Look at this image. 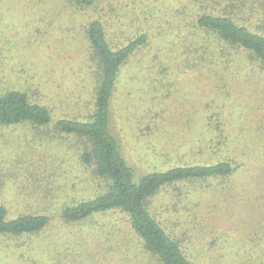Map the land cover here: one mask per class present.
Instances as JSON below:
<instances>
[{
    "label": "trees",
    "instance_id": "1",
    "mask_svg": "<svg viewBox=\"0 0 264 264\" xmlns=\"http://www.w3.org/2000/svg\"><path fill=\"white\" fill-rule=\"evenodd\" d=\"M38 2L55 6L57 59L45 55L42 65L16 67L25 85L0 93V127L27 125L74 139L81 167L88 166L92 177L75 181L73 188L79 193V184L90 183L93 191L60 196L47 186L40 192L22 187L16 208L0 198V239L38 235L58 210L57 217L70 229L87 228L67 236L81 258L71 264H264L262 225L259 251L250 257L238 252L205 256L194 246L203 233L193 209L199 202L192 193L196 184L245 176L249 183L236 182L234 194L243 204L264 184L262 170L254 166H263V148L240 142L247 138L243 112L240 128L225 130L223 102L212 97L201 106L202 128L187 126L191 108L171 117L166 110L174 96L170 87L185 72L213 86L211 94L233 97L245 109H251L247 101L254 92L264 98V0H187L164 33L159 28L149 33L145 23L135 24L137 18L123 23L131 29L124 32L119 16L106 21L104 0ZM174 115L178 123H170ZM120 120L129 124L121 127ZM121 130L131 133L137 150L155 163L142 171L131 165ZM33 175L30 171L27 177ZM164 190L173 207L192 197L189 220L166 226L155 216L151 205ZM192 230L197 231L193 245Z\"/></svg>",
    "mask_w": 264,
    "mask_h": 264
},
{
    "label": "rangeland",
    "instance_id": "2",
    "mask_svg": "<svg viewBox=\"0 0 264 264\" xmlns=\"http://www.w3.org/2000/svg\"><path fill=\"white\" fill-rule=\"evenodd\" d=\"M186 2L187 0H104L101 2V12L105 14L108 22H111L110 17L119 16L121 29L126 33L131 29L124 27L123 23L129 25L130 21L136 18L137 22L133 20L135 24L145 23L143 26L149 33L155 32L158 28L164 33L169 22L174 24L177 21V14L180 15V8H183ZM52 5L46 2L44 6L40 5L38 0H0V93L7 87L20 88L25 85V76L16 73L18 72L16 67H20L23 62L30 67L37 63L42 65L45 55L57 59L56 49L59 44L54 41V36L58 34L55 32L58 25L53 16L55 6ZM69 52L67 50V53ZM126 72L125 70L122 73V80L125 79ZM191 74L185 72L174 79V85L170 87L174 99L172 97L166 102L167 116L171 117L175 111L180 113L181 109L187 111L191 108L192 113L189 114H192V117H188L187 126L192 129L202 128L204 120L201 106L204 100L212 97L215 103L223 102L225 130L240 128L239 113L242 111L246 121L243 120L241 125L246 130L247 138L240 142L246 144L249 142V147H262L264 151V98L261 96L263 94L259 91L254 92L247 101L250 103L249 106L252 105L251 109H245V105L239 104L233 97L221 98L211 94L213 86L205 81L206 84L203 83L196 74ZM258 87L263 86L259 84ZM181 101L184 103L182 106ZM118 105L119 99L116 107ZM176 115L174 120H169L170 123H178ZM121 121L123 120H120L121 127L129 124V121L125 122L126 124H122ZM259 124L262 125L261 131ZM122 130L124 150L130 164L138 171H142L155 163L154 158L147 156L148 153L142 154L137 150L138 140H131L129 138L131 133ZM59 137L47 129L34 130L27 125L0 127V198L6 206L16 208L21 205L15 201L20 200L24 194L22 187L25 191L40 192L47 186L51 192L61 194L60 196L64 193L74 196L86 195L93 191V188L90 189V183H84L77 184L80 192H75L72 183L77 180L83 182L85 178L90 179L91 171L88 166L81 167L78 143L68 136ZM156 141L160 143L159 138ZM250 161L253 165L252 157ZM254 166L259 167L264 175V163L263 166L258 163ZM30 171L34 173L33 179L27 177ZM238 181L242 185L249 183L248 178L238 174L230 178L212 180L210 183L200 182L192 191L193 194L197 193L199 198L198 205L193 208L199 212L201 219L196 225L203 231L196 242L198 244L195 243L194 246L200 249L202 255L228 256L238 252L241 257H250L255 251H259L256 246L262 242L259 240L262 232L259 225L263 226L264 232V184H260L256 190L254 188L249 200L243 204L241 200L234 199L237 191L235 183ZM31 183L34 186H27ZM101 183L105 187V182L101 180ZM165 193L169 194L164 190L160 194L164 196H159L151 205L155 216L166 226L189 220L187 215L190 212V209L188 210L190 205L187 206V201L192 197L188 196L187 201L184 200L173 207L172 200L166 198ZM168 197L171 198V195ZM63 198L66 200L67 195ZM57 211L50 227L36 236L0 239V264H71L75 258L80 260L67 236L72 231L77 232L81 228L84 232L87 228L81 225L80 228L77 226L78 228L70 229L59 220ZM255 226L260 233L253 232ZM196 232L191 231L192 237L189 238L192 241L191 245L195 242ZM246 232L250 234L247 235ZM33 246L35 249L29 250ZM213 249L218 250L212 252Z\"/></svg>",
    "mask_w": 264,
    "mask_h": 264
}]
</instances>
